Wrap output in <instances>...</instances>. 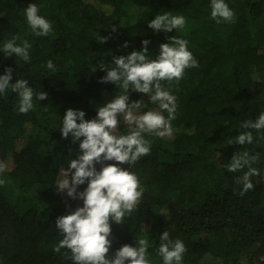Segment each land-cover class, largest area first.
Instances as JSON below:
<instances>
[{
	"label": "trees",
	"instance_id": "1",
	"mask_svg": "<svg viewBox=\"0 0 264 264\" xmlns=\"http://www.w3.org/2000/svg\"><path fill=\"white\" fill-rule=\"evenodd\" d=\"M132 1L142 0H0V49L13 36H19L17 44L32 45L29 64L0 51V75L12 68L10 83L24 79L34 93H47L43 101L34 96L35 107L27 114L18 112L17 94L0 95V164L5 166L0 179L22 200L0 186V264H72L67 249L53 252L62 239L56 218L82 206L55 188L60 169L79 155L78 144L61 138L60 120L69 108L83 110L86 120L95 118L96 109L120 93L113 84L98 83L106 75L99 67L111 66L113 56L140 51L143 40L150 41L148 54L155 59L171 36L188 41L199 67L187 69L179 84L164 82L177 97L173 134L145 133L150 155L123 166L138 176L144 192L123 225L112 223L109 255L143 237L149 240L151 264H163L157 250L167 231L186 246L182 264H264V130L253 131V145H228L244 131L243 121L255 122L264 112V0H225L235 22L220 24L210 18V0H144L135 19L124 25ZM33 3L53 34H31L24 10ZM166 11L183 15L185 28L157 33L148 27ZM101 37L108 39L100 43ZM48 60L55 72L44 67ZM129 99L144 103L140 113L158 108L146 94L130 91ZM120 132H127L123 124ZM55 141L60 147L53 163L45 149ZM245 150L259 154L252 167L260 174L241 196L235 180L243 172H228L227 165Z\"/></svg>",
	"mask_w": 264,
	"mask_h": 264
},
{
	"label": "clouds",
	"instance_id": "2",
	"mask_svg": "<svg viewBox=\"0 0 264 264\" xmlns=\"http://www.w3.org/2000/svg\"><path fill=\"white\" fill-rule=\"evenodd\" d=\"M210 9V18L217 24L235 22V13L225 0H210ZM38 13L39 8L35 3L24 10L31 34L34 37L53 34L51 22ZM185 25L183 15H172L167 11L155 15L148 22V27L157 33L182 30ZM112 31H115V27ZM107 39L101 37L100 43ZM17 40L19 36H13L0 51L6 57L16 56L23 64H29L32 45L28 40L17 44ZM168 40V43L159 46L155 59L148 54V40L141 42L140 51L133 50L127 56H113L112 66L99 67L106 75L98 83L113 84L120 89V93L98 107L93 119L86 120L83 110L69 108L60 120L61 138L70 137L71 143L78 144L79 155L76 159H70L67 167L60 169L55 188L71 200L82 201V206L56 218L54 226L62 239L53 246V252L60 253L61 249H67L65 256L72 264H151L148 258L149 240L146 238H139L135 246L125 244L112 255H109V250L113 239L112 223L123 225L125 218L131 217L137 210L144 192L138 176L123 166H134L142 157L150 155L151 144L145 139V133L161 138L173 134L172 121L177 115V97L170 88L164 87V82L179 84L187 69L199 67L198 61L188 50L186 39L171 36ZM123 47H127V43ZM44 67L56 71L51 60ZM13 71L12 68H5L4 74L0 75V95L8 90L17 94L18 112L27 114L35 107L34 96L36 100L43 101L47 99V93H34L24 79L10 83ZM130 91L146 94L149 102L158 106L157 110L140 113L144 103L139 100L130 102ZM121 124L127 129L126 133L120 132ZM240 128L244 131L229 139L228 145H253V131L258 133L264 130V112L255 122L251 119L243 121ZM258 161L259 154L249 155L248 150L232 155L227 171L243 172L235 180L236 184L242 186L239 195L243 196L253 189L251 178L260 173L252 165ZM97 165H100L99 170ZM4 170L5 166L0 164V172ZM5 183L0 179V186ZM84 184L86 188L78 191V187ZM159 241L157 254L163 264H182L187 251L184 243L180 239H170L167 231L160 235Z\"/></svg>",
	"mask_w": 264,
	"mask_h": 264
},
{
	"label": "rangeland",
	"instance_id": "3",
	"mask_svg": "<svg viewBox=\"0 0 264 264\" xmlns=\"http://www.w3.org/2000/svg\"><path fill=\"white\" fill-rule=\"evenodd\" d=\"M129 5L131 7V13H129L128 15H126V17L124 18V25H127L129 22H132L134 19H135V15L136 13L138 12V10L143 7L145 5V2L144 0L142 1H132V2H129ZM112 66V65H111ZM56 145L52 148H48V149H45V155L47 156V158L52 161L53 163H55V160L58 156V150H59V142L56 143V141L54 142ZM4 180V178H1ZM5 185L7 186V191L11 194V195H14L15 199L16 200H21V195L17 192V194H13L14 193V188L13 186H11L8 182L5 183ZM32 191L33 193L34 190H30ZM22 201V200H21ZM216 263L217 264H222V262L219 260H216Z\"/></svg>",
	"mask_w": 264,
	"mask_h": 264
}]
</instances>
